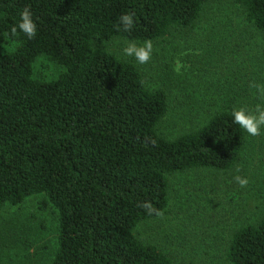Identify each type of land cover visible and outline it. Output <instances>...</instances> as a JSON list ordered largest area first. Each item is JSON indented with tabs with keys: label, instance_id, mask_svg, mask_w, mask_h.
Returning <instances> with one entry per match:
<instances>
[{
	"label": "trees",
	"instance_id": "obj_1",
	"mask_svg": "<svg viewBox=\"0 0 264 264\" xmlns=\"http://www.w3.org/2000/svg\"><path fill=\"white\" fill-rule=\"evenodd\" d=\"M210 1L0 0V210L46 196L57 212L51 264H173L135 236L139 224L158 217L139 205L149 201L163 214L170 176L235 167L246 133L231 122V108L166 139L159 131L165 91L148 89L135 65L93 47L116 37L153 42L191 28ZM235 1L264 35V0ZM26 7L37 35L9 39ZM127 10L136 21L124 32L118 21ZM11 43L12 50L1 48ZM39 56L63 69L57 79L33 78ZM225 258L264 264V215L234 232Z\"/></svg>",
	"mask_w": 264,
	"mask_h": 264
},
{
	"label": "rangeland",
	"instance_id": "obj_2",
	"mask_svg": "<svg viewBox=\"0 0 264 264\" xmlns=\"http://www.w3.org/2000/svg\"><path fill=\"white\" fill-rule=\"evenodd\" d=\"M128 41L116 37L93 47L135 65L148 89L165 91L168 111L159 131L166 139L203 125L212 111L259 102L254 85L264 86V35L245 21L235 0H211L194 26L171 29L153 41L145 64L123 55ZM177 62L183 65L179 72ZM62 71L46 56L32 66L33 78L43 82ZM236 175L249 183L241 187ZM168 184V207L139 224L135 236L158 247L173 264H229L225 252L234 232L264 215V134H246L233 169L191 170L170 176ZM56 237L57 212L44 194L0 210V264H51Z\"/></svg>",
	"mask_w": 264,
	"mask_h": 264
},
{
	"label": "clouds",
	"instance_id": "obj_3",
	"mask_svg": "<svg viewBox=\"0 0 264 264\" xmlns=\"http://www.w3.org/2000/svg\"><path fill=\"white\" fill-rule=\"evenodd\" d=\"M135 21L136 14L134 11L122 12L119 16L118 28L124 32H129L133 29ZM37 31V23L33 12L26 7L19 11L18 19L8 31V38L14 40L22 33L27 39L31 40L37 35ZM122 53L126 57H133L138 64H145L151 59L153 53L152 41L145 39L143 43H137L130 40L122 48ZM182 67L183 65L177 62L174 70L179 72ZM254 87L257 90L259 102L251 106L244 103L237 104L230 111L231 122L238 125L249 137H258L264 134V86L256 84ZM237 171H239V168H237ZM234 180L241 187H245L249 183L246 177L240 175L234 176ZM139 206L146 209L150 215L153 213L157 216L162 215V212L155 209L149 201H144Z\"/></svg>",
	"mask_w": 264,
	"mask_h": 264
}]
</instances>
